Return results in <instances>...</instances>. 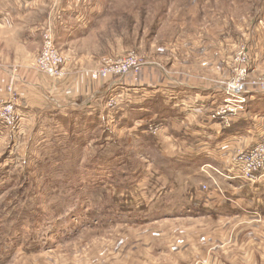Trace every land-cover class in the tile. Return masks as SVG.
<instances>
[{"label": "rangeland", "instance_id": "1", "mask_svg": "<svg viewBox=\"0 0 264 264\" xmlns=\"http://www.w3.org/2000/svg\"><path fill=\"white\" fill-rule=\"evenodd\" d=\"M42 1L45 8L24 22L35 25L34 42L23 48L11 42L16 36L0 31V59L17 56L25 69L35 59L33 72L48 80L40 83L46 89L62 93L70 72H86L100 92L127 83L140 96H150L154 85L194 84L221 90L220 108L233 106L225 104L227 87H242L248 99H264V0H85L96 5L98 18L80 39L68 38L59 25L68 0ZM46 36L64 58L56 77L36 65ZM127 56L137 61L130 73L101 75ZM13 80L4 85L16 96ZM55 97L65 105L71 101L65 94ZM106 97L101 117L72 128L43 95L32 99L39 108L18 112L17 128L0 121V264H139L137 258L145 255L168 264H209V256L217 263L264 264L262 215L141 227L124 218L128 205H121L129 196L145 202L166 187L158 171L166 172L168 165L159 156L160 142L175 155L181 149L164 130L155 135L149 124L126 128L118 122L122 118L114 120L108 111L124 106L128 96ZM133 113L128 123L136 120ZM247 148L234 146L228 164ZM173 171L175 166L174 178Z\"/></svg>", "mask_w": 264, "mask_h": 264}, {"label": "crops", "instance_id": "2", "mask_svg": "<svg viewBox=\"0 0 264 264\" xmlns=\"http://www.w3.org/2000/svg\"><path fill=\"white\" fill-rule=\"evenodd\" d=\"M42 2L0 0V31L7 37L16 36L11 42L16 41L22 46L32 44L36 37L35 25L29 24L27 27L24 22L31 14L45 8ZM66 4L61 7L58 14L61 29L68 38L86 37L89 28L94 25V20L98 18L96 5L89 6L85 0H68ZM71 16L75 18L76 24L70 20ZM3 41L9 43L5 37ZM16 57L8 54L4 59H0V102L14 101L18 112L26 113V110L39 108L40 103L32 99L43 95L55 106L54 110L67 116L66 127L72 128L78 121L86 119L94 121L92 118L101 117L103 115L101 109L105 111L106 96L125 95L128 96L126 104L116 110H107L108 115L111 114L114 120L122 118L118 122L124 121L126 125L128 124L126 128L133 124L141 126L162 124V131L164 130L170 139L168 141L176 140L174 146L181 149L178 155L173 154V149L165 143L159 144V156L168 162L165 166L166 172L158 169L162 177L168 181L165 189L150 200L144 198L145 202H139L129 196L130 200L126 199L121 205H128L123 214L124 218L133 223L132 225L141 227L168 221L258 219L261 215L264 218V178L255 184L244 183L237 178L234 164H228L234 146L250 148L264 137V99L261 96L248 99L246 111L234 117L229 124H225L222 120H212L209 117L211 110L217 104H222L225 98L224 93L218 88L203 89L202 86L194 84L192 86L162 84L159 87L151 86L153 88L150 96H140L134 84L126 83L115 84L109 90L107 85L100 92L96 90L97 85L90 81L86 72H70L67 88L62 87L63 92L59 93V90H50L51 87L46 89L40 84L41 80L45 83L48 80L33 72L32 65L35 59L31 61L32 65L27 66L30 69H25L24 63ZM4 77L5 82L2 80ZM18 79L22 82H16ZM10 80L15 82V92L20 98L7 92L4 84H8ZM144 83L140 85L142 90L147 86ZM54 92L55 96L59 97L65 94V99L69 98L71 101L66 105L59 103ZM129 112H134L136 117L134 123H128L130 118L126 117ZM237 123H245L247 126L229 133L227 129ZM146 139L152 141L155 138ZM172 166L176 167V171L172 172L174 178L170 175ZM210 177L213 178L212 183L209 181ZM200 178L203 182L198 183L197 180ZM141 203L145 205L141 206ZM205 253H201L202 257ZM148 257L150 256H140L137 260L139 264H168L154 262ZM215 258L209 256V264H230L221 260L217 263ZM234 259L236 258H231V261ZM182 260L185 262V259Z\"/></svg>", "mask_w": 264, "mask_h": 264}, {"label": "built area", "instance_id": "3", "mask_svg": "<svg viewBox=\"0 0 264 264\" xmlns=\"http://www.w3.org/2000/svg\"><path fill=\"white\" fill-rule=\"evenodd\" d=\"M64 63V58L61 56L53 44V39L50 36L45 37L44 46L41 54L37 58L36 65L44 73L52 77L59 74V66ZM137 66V61L133 56H127L124 59L117 60L110 65L103 76L107 74L121 76L132 71ZM227 95V102H232L233 106L224 108L214 107L212 113V120H222L225 124H229L234 117L244 113L248 107V97L242 87L228 88L225 90ZM114 106V105H113ZM112 106V107H113ZM223 106V105H222ZM110 107V108H112ZM114 108V107H113ZM21 120L18 114L17 106L14 101L0 102V121L8 128L15 129ZM150 130L155 133L162 131V124L150 125ZM154 126V127H153ZM234 167L237 172V178L244 183L255 184L264 178V137L260 142L250 149L240 151L239 156L235 159ZM204 172L207 173V171Z\"/></svg>", "mask_w": 264, "mask_h": 264}, {"label": "trees", "instance_id": "4", "mask_svg": "<svg viewBox=\"0 0 264 264\" xmlns=\"http://www.w3.org/2000/svg\"><path fill=\"white\" fill-rule=\"evenodd\" d=\"M247 126V124H245V123H237V124H233L232 126H230V128L229 129H227V130H229L228 132L229 133H232V132H236V131H238V130H241V129H243L244 127H246ZM150 139V138H149Z\"/></svg>", "mask_w": 264, "mask_h": 264}, {"label": "bare ground", "instance_id": "5", "mask_svg": "<svg viewBox=\"0 0 264 264\" xmlns=\"http://www.w3.org/2000/svg\"><path fill=\"white\" fill-rule=\"evenodd\" d=\"M260 199V198H259Z\"/></svg>", "mask_w": 264, "mask_h": 264}]
</instances>
